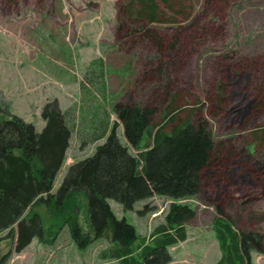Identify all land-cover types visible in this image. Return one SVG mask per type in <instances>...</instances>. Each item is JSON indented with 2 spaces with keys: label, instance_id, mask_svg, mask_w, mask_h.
Here are the masks:
<instances>
[{
  "label": "rangeland",
  "instance_id": "1",
  "mask_svg": "<svg viewBox=\"0 0 264 264\" xmlns=\"http://www.w3.org/2000/svg\"><path fill=\"white\" fill-rule=\"evenodd\" d=\"M129 2L0 0V120L15 114L40 131L42 106L54 98L72 117L75 127L53 191L113 123L125 144L115 102L155 107L151 119L157 124L168 104L179 109L178 118L207 122L218 147L201 171L198 193L180 200L191 202L195 214L186 223L188 239L171 249L168 264H214L216 207L236 227L264 234V0H156L163 15L153 23L136 18L137 3ZM93 112L106 129L96 141L88 131ZM170 201L154 196L148 202L155 209L142 215L113 199L108 204L145 236ZM66 207L53 215L45 203L34 204L29 213L40 217L42 234L20 253L12 252L14 234L0 231V264H112L98 257L109 239L94 238L85 198L73 195ZM68 214L88 233L91 241L83 248L71 238ZM251 264H264V251L252 252Z\"/></svg>",
  "mask_w": 264,
  "mask_h": 264
},
{
  "label": "trees",
  "instance_id": "2",
  "mask_svg": "<svg viewBox=\"0 0 264 264\" xmlns=\"http://www.w3.org/2000/svg\"><path fill=\"white\" fill-rule=\"evenodd\" d=\"M163 1L169 5V0ZM135 2L136 18L148 23L161 21L163 13L156 0H130L128 6ZM178 111L168 104L157 124L151 119L155 107L115 102L112 112L122 123L125 144L117 137L113 123L90 155L68 166L55 191L54 180L75 127L72 117L54 98L42 106L44 126L40 131L15 114L1 119L0 231L14 234L12 252H22L42 234L40 217L29 213L34 204L45 203L55 215L67 208L70 197L79 194L86 200L94 238L105 235L109 239L99 250V259L116 260L117 264L171 262V248L187 239L186 223L195 214L191 202L180 200L198 193L201 171L208 167L218 147L207 122L194 120L192 115L178 118ZM93 116L96 118L95 113ZM91 127L90 140L103 138L105 126L92 121ZM154 196L171 201L147 237L136 234L124 218L118 219L108 204L113 199L124 210L142 215L155 209L148 202ZM141 201L143 204L136 208ZM64 222L78 247L90 243L76 215L68 214ZM249 227H236L231 217L216 207L211 228L219 256L214 264H251L252 252L264 251V234Z\"/></svg>",
  "mask_w": 264,
  "mask_h": 264
},
{
  "label": "crops",
  "instance_id": "3",
  "mask_svg": "<svg viewBox=\"0 0 264 264\" xmlns=\"http://www.w3.org/2000/svg\"><path fill=\"white\" fill-rule=\"evenodd\" d=\"M94 113H95V112H93L92 115H89V116H88V120H87V121H88V127L90 128V129L88 130L89 132L92 131L91 124H92V121H94V119H95L94 116H93ZM95 115H96V114H95ZM53 187H54V186H53ZM154 225H155V224H154ZM154 225L151 226L150 230L153 228ZM150 230H149L148 234L145 235L146 237L149 235ZM187 239H188V238H187ZM187 239H185L184 241H179L176 245L180 244L181 242H185ZM32 240H33V239H32ZM31 242H32V241H31ZM176 245H175V246H176ZM175 246H174V247H175ZM174 247H172V248H174ZM172 248H171V249H172ZM216 260H217V259H216ZM102 261H103V263L108 262V263H112V264H117V261H116V260H102Z\"/></svg>",
  "mask_w": 264,
  "mask_h": 264
}]
</instances>
